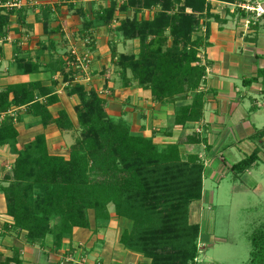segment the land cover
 Segmentation results:
<instances>
[{
  "label": "trees",
  "instance_id": "16d2710c",
  "mask_svg": "<svg viewBox=\"0 0 264 264\" xmlns=\"http://www.w3.org/2000/svg\"><path fill=\"white\" fill-rule=\"evenodd\" d=\"M211 1L236 4L241 0L112 2L96 13L89 26H111L116 13L133 11V18L119 21L117 32L125 41H139V51L119 54L114 48L113 64L123 87L137 84L151 91L155 102L175 105L177 126L204 118L206 66L199 53L211 44L208 33L202 36L200 31L204 18L220 21L211 14ZM153 9L152 18H139L143 11ZM9 25V15L0 14L1 37L6 36ZM52 57L48 69L63 74L70 83L67 94L80 100L75 109L79 135L67 159L50 153L44 135L19 150L15 118L8 116L1 124L0 146H9L17 155L12 174L4 179L8 185L1 188L15 230L26 231L32 245L41 246L51 236L59 250L65 240L73 238L75 229L90 228V211L97 228H107L113 206L117 217L133 223L120 239L125 249L149 259L150 264H197L201 230L190 223L189 216L191 205L203 198L206 166L197 155L183 158L180 146L206 140L193 136L161 148L152 138L134 134L127 122L110 118L106 101L95 90L74 83L78 75L66 74L61 58ZM16 66L22 74L41 71V64L31 60L20 59ZM260 80L264 86V70L244 83L250 86ZM56 86V82L45 86L39 81L8 86L0 92V115L28 107V113L44 127L75 130L66 111L57 117L50 111L60 103ZM263 137L264 130H260L253 139ZM259 153L256 149L232 167L235 178L252 169L260 160ZM250 241L249 264H264V231L257 230Z\"/></svg>",
  "mask_w": 264,
  "mask_h": 264
},
{
  "label": "crops",
  "instance_id": "0c3cea01",
  "mask_svg": "<svg viewBox=\"0 0 264 264\" xmlns=\"http://www.w3.org/2000/svg\"><path fill=\"white\" fill-rule=\"evenodd\" d=\"M11 1L0 0V14L9 15L10 19L6 36H0V92L13 85L39 81L51 86L56 82L60 103L50 107V111L54 117L66 111L75 125L73 131H61L56 125L44 127L28 113V107L13 108L0 115V126L8 116L15 118L19 132L17 148L23 150L37 136L44 135L52 155L69 158L70 148L79 134L75 109L80 100L67 94L70 83L65 81V76L48 68L55 56L65 62L66 74H74L67 67L71 42H88L94 57L92 81L83 85L97 93L107 92V96L100 97L106 101L111 119L124 120L134 134L152 138L161 148L193 136L206 140L201 144L184 143L180 151L183 158L199 156L206 166L203 198L191 205L189 216L190 223L199 225L201 230L197 264H222L213 257L207 260L201 255L221 238L215 216H210L209 209H205L214 203L213 182L220 190L225 181L234 180L232 167L259 149L260 160L240 177L242 185L238 190L246 196L247 184H250L257 195L264 192L263 184H259L264 179V137L253 139L257 131L264 130V86L261 80L250 86L244 83L264 70V18L247 29L244 19L251 14L241 11L233 14L229 4L210 2L211 14L219 16L220 21L204 18L200 31L202 36L208 33L211 44L199 53L202 65L206 66L202 86L206 93L204 118L199 123L177 126L175 105L155 102L151 91L137 84L123 87L113 64L112 49L116 47L119 54H128L131 48L132 41H125L121 36L120 39L117 32L119 21L130 14L116 13L117 23L111 26L89 27L102 8L127 0H23L21 7H3ZM255 3L264 9V0H255ZM42 48H46L43 53ZM20 59L39 62L41 71L22 74L16 66ZM16 159L9 146H0V264H80L81 258H86L89 264H150L149 259L125 249L120 243L121 236L132 229L133 223L117 217L113 206L109 208L111 221L105 229L97 228L95 214L90 211V228L75 229L73 238L65 240L61 249L55 248L51 236L41 246L30 244L26 231L15 230L1 191L7 186L4 179L11 174ZM250 260L251 253L248 263L243 264H249Z\"/></svg>",
  "mask_w": 264,
  "mask_h": 264
},
{
  "label": "rangeland",
  "instance_id": "374dc122",
  "mask_svg": "<svg viewBox=\"0 0 264 264\" xmlns=\"http://www.w3.org/2000/svg\"><path fill=\"white\" fill-rule=\"evenodd\" d=\"M230 8L231 7H228V9ZM239 11L245 13L244 11L237 9V12ZM152 12H155V9L151 11H143L139 15V18H152L154 15ZM128 14L130 15L127 17L133 18V11H130L127 15ZM247 18L251 19V16H247ZM255 23L258 24L259 22L256 21ZM120 36L121 35L118 34V37ZM71 44L76 45L78 48L84 46L83 42L78 43L72 41ZM127 50L128 49H126V51ZM69 51H71V45ZM120 51L122 50L120 49ZM128 51L129 53H138L139 41L136 43L132 41L131 48ZM239 179L240 178H234L236 182L228 179L222 184L223 187H221L220 190L218 185H216V182H213L212 184L214 203L213 206H207L205 209H209L210 216H215L217 227L219 226V231L221 233L219 237L221 238L215 244H210L209 248L201 254L202 258H207V260H209L210 257H213L216 261L222 264L248 263L252 250L250 236L257 230L264 231V192L257 195L252 191L253 187L250 184H247V186H249V189L247 188L248 190L245 191L247 195H240L238 187L242 185V182L239 181ZM261 183L263 184L264 189V179H262L259 184ZM214 245H216L215 248H212Z\"/></svg>",
  "mask_w": 264,
  "mask_h": 264
},
{
  "label": "built area",
  "instance_id": "2783aa9c",
  "mask_svg": "<svg viewBox=\"0 0 264 264\" xmlns=\"http://www.w3.org/2000/svg\"><path fill=\"white\" fill-rule=\"evenodd\" d=\"M23 0H12L3 5V7L12 8V7H21ZM0 6L2 4L0 3ZM232 8L231 12L233 14L236 13L237 9L244 11L247 14H251V19L247 17L244 19V24L247 29L250 28L252 24H255L256 21L264 18V9L260 7V4L255 3V0H244L240 1L236 4H229ZM114 23H117L116 20ZM29 37L26 38V41H29ZM81 48L76 47V45L71 44V59L67 61L68 70L76 73V83L79 84H90L92 81V65L94 62V57L92 50L88 47V42ZM85 84V85H86ZM98 95L101 97L107 96V92L105 90H100ZM71 262L74 261V258H71ZM80 264H89V261L86 258H81Z\"/></svg>",
  "mask_w": 264,
  "mask_h": 264
}]
</instances>
